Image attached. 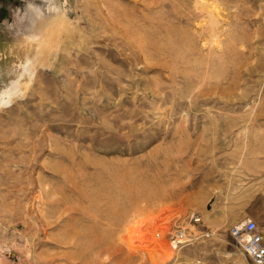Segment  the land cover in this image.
Returning a JSON list of instances; mask_svg holds the SVG:
<instances>
[{
  "label": "rangeland",
  "instance_id": "obj_1",
  "mask_svg": "<svg viewBox=\"0 0 264 264\" xmlns=\"http://www.w3.org/2000/svg\"><path fill=\"white\" fill-rule=\"evenodd\" d=\"M195 1L55 0L54 13L41 0L6 30L0 90L35 55L29 35L54 33L33 83L0 109V264L247 260L230 230L264 219V0H207L223 8L226 42L190 101L208 38ZM248 188L255 215L215 214L217 195L243 211ZM135 212L169 225L168 243L195 215L196 239L133 254L116 233Z\"/></svg>",
  "mask_w": 264,
  "mask_h": 264
},
{
  "label": "bare ground",
  "instance_id": "obj_2",
  "mask_svg": "<svg viewBox=\"0 0 264 264\" xmlns=\"http://www.w3.org/2000/svg\"><path fill=\"white\" fill-rule=\"evenodd\" d=\"M194 7H195L196 11L198 12V19L199 20L197 22V25L203 30V32H205L207 34L208 38H207V41H205L203 43L201 42L202 44L200 45V50H201L202 56L200 57V60H199L200 66L198 68L201 72L203 71V78H202V76L199 77L197 82H196L195 87L192 89H188L186 91V93H187L186 97H188V99L190 101L192 99H195V98H198L199 96H201V87H202L203 82H204L205 77H206L205 74L207 72V63H209L211 61L223 59L219 53H221L220 51L222 49V46L226 42L225 36H227L226 34L222 33L224 31V29H223V26H224L223 8L218 3H216V1L210 2L207 0H196L194 2ZM36 12H37V14H39L38 10ZM52 12L57 13L58 8L54 6ZM193 24H195V23H193ZM56 30L57 29H55L54 31H56ZM49 33H51V30ZM53 33H51V34H53ZM51 34H48V32L46 30L45 33L29 35V37H28L29 39L36 41L37 46L35 47L36 51H34L36 53L32 58H25L23 61H21L18 64L15 79H12L8 84H6L0 90V109L3 107H7V106L11 105L12 101L16 97L23 96L24 93L26 92V90L28 89V87L33 83L34 78H35V74H36V70H37V64L39 63L41 56L43 57L46 55V54L42 55V52H44V48L46 50H48V47L51 46L50 45L51 44L50 43V41H51L50 35ZM54 39H55V37H54ZM56 42L53 45L56 46ZM52 43H54V40L52 41ZM53 49H55V48L53 47ZM170 58L172 59L171 61H172V64H174V65H176L178 63H183V62H186L187 60H189L184 54L175 55V56L170 55ZM202 63H203V69L201 66ZM179 73H181L179 70H176L174 72V74H173V77H174L173 80L174 81L178 78H181V79L184 78L185 79V77L187 80H191V78H188L185 74L181 73V74H183L181 76V75H179ZM195 101H197V100H195ZM51 195H52V193H51ZM47 200H48V198H47ZM39 211H40V209H39ZM60 214L62 215L63 212ZM149 215H150L149 213L147 214L144 212H135L129 216H126L124 218L122 227H120L119 230L117 231L118 233H116L117 238L121 241V243L124 244L126 246V249L130 250L131 253L134 254V253L140 252L141 256L150 250H154L153 249L154 244H155L154 246L163 244V247L165 249L167 247L170 249L172 247H174V249H177L179 245H177L175 241H171L170 243H168L164 238H162V237H161V239L158 238V237H160V235L162 233H163L162 235H164V233L168 232V231L161 230L162 228H164L167 225H165L164 227H163V225L160 226L161 224L159 225L158 222H155L156 217L154 218V217H151ZM58 218H60V217H57V220H59ZM204 219L209 220L210 218L208 216L204 215ZM48 225H50V224H48ZM203 225L211 226L212 223L209 222V224H203ZM142 226H145L146 232L144 234H143V232H141ZM187 226H189V224ZM167 227H169V225ZM189 230L191 233L187 234V238H188V240H193L196 236L197 225L191 224L189 226ZM169 233H171V232H169ZM61 239H63V237ZM120 247H122V245ZM130 251H128V252H130ZM154 252L155 251H153L152 253H154ZM127 255L129 256L130 254L128 253ZM152 258H154V256ZM152 258H150V260ZM151 262H153V261H151ZM159 262H157V264ZM240 264H247L244 257L241 259Z\"/></svg>",
  "mask_w": 264,
  "mask_h": 264
},
{
  "label": "crops",
  "instance_id": "obj_3",
  "mask_svg": "<svg viewBox=\"0 0 264 264\" xmlns=\"http://www.w3.org/2000/svg\"><path fill=\"white\" fill-rule=\"evenodd\" d=\"M41 0H0V41L6 40V30L11 28L15 24V20L21 14H24L26 9H40L41 6L38 4ZM49 5L57 7L58 5L54 2L55 0H48ZM19 9V10H18ZM8 48H0V74L3 71H9L8 65H3L5 59L9 56ZM2 71V72H1ZM251 189L248 188V197L246 198L247 207L240 212L230 211L235 207V203H232L230 199L225 202L223 198L219 199L217 195L215 203V214L217 216L224 215H241V216H253L255 215L254 208L258 202L256 193H251ZM252 192V191H251ZM264 208V207H263ZM258 229L263 236L264 241V219L258 224ZM244 253V251H243ZM245 254V253H244ZM246 255V254H245ZM247 264H253L250 258L246 255Z\"/></svg>",
  "mask_w": 264,
  "mask_h": 264
},
{
  "label": "built area",
  "instance_id": "obj_4",
  "mask_svg": "<svg viewBox=\"0 0 264 264\" xmlns=\"http://www.w3.org/2000/svg\"><path fill=\"white\" fill-rule=\"evenodd\" d=\"M190 219L195 224L199 223V218L195 215H191ZM230 234L253 264H264L263 236L260 233L258 224L255 220L246 219L241 224L233 226L230 230ZM207 235V229H204L203 236ZM193 240H188L187 233L183 228L177 230L173 239L177 245L190 244Z\"/></svg>",
  "mask_w": 264,
  "mask_h": 264
},
{
  "label": "clouds",
  "instance_id": "obj_5",
  "mask_svg": "<svg viewBox=\"0 0 264 264\" xmlns=\"http://www.w3.org/2000/svg\"><path fill=\"white\" fill-rule=\"evenodd\" d=\"M19 10V9H18Z\"/></svg>",
  "mask_w": 264,
  "mask_h": 264
}]
</instances>
